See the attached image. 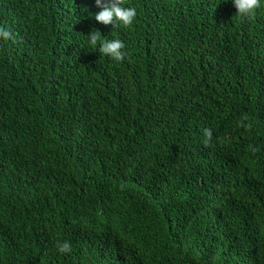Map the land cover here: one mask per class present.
Segmentation results:
<instances>
[{"label":"trees","instance_id":"16d2710c","mask_svg":"<svg viewBox=\"0 0 264 264\" xmlns=\"http://www.w3.org/2000/svg\"><path fill=\"white\" fill-rule=\"evenodd\" d=\"M260 4L0 0V264H264Z\"/></svg>","mask_w":264,"mask_h":264},{"label":"clouds","instance_id":"9594fccd","mask_svg":"<svg viewBox=\"0 0 264 264\" xmlns=\"http://www.w3.org/2000/svg\"><path fill=\"white\" fill-rule=\"evenodd\" d=\"M234 7L237 9L239 18H249L254 16L255 11L261 6L260 0H232ZM127 0H96L97 7L102 10L95 15V20L105 26L117 25L124 28H131L136 17L137 10L135 7L125 6ZM101 32L93 29L88 35L92 47H96L99 43V52L103 56L111 57L114 61L122 62L125 59L126 53L122 52L125 45L118 39L108 40L105 38L101 40ZM0 38L4 40L12 39V33L0 27ZM247 119V117H245ZM249 127H251L249 125ZM205 140L204 145L207 147L212 140V130H204ZM253 152L258 149L253 148ZM56 248L59 253L65 254L71 252V245L68 242H57Z\"/></svg>","mask_w":264,"mask_h":264}]
</instances>
